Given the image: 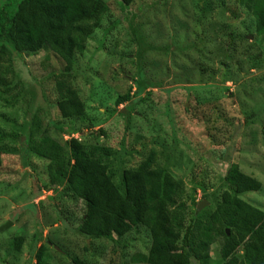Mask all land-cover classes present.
Listing matches in <instances>:
<instances>
[{"label": "rangeland", "instance_id": "374dc122", "mask_svg": "<svg viewBox=\"0 0 264 264\" xmlns=\"http://www.w3.org/2000/svg\"><path fill=\"white\" fill-rule=\"evenodd\" d=\"M4 1L0 0V5ZM119 1L100 0L108 10L85 43L83 53L77 52L74 57L71 84L87 119L66 123L58 114L51 75L58 74L63 63L56 56L40 52L14 58L21 90L11 99L13 107L7 109L0 104V114L9 120L5 124L0 119V228L10 223L0 233V264H35V251L43 244L49 246V264H71L74 256L84 264H137L133 257L146 255L151 245L148 230L143 227L122 239L86 240L78 234L82 204L74 202L71 195H63L62 190H46V163L29 154L24 143L34 114L44 125H70L75 132L63 137L62 142L69 137L90 141L91 129L106 131L108 137L100 138V143L130 153L127 158L119 154L123 158L120 164L116 157L114 164L121 167L114 170H121L125 163L126 167L135 166L150 150L169 156V174L188 193L197 183L209 188L208 193L226 188L221 184L223 177L235 163L242 173L262 185L260 192L240 198L264 211V56L252 68L249 60L230 59L224 51L234 40L241 51H249V43L256 38L248 8L252 0L244 7L236 0H132L129 6L125 4L126 10L120 8ZM201 41L205 44L200 45ZM198 42L199 52L194 45ZM192 44L196 50H184L185 46L191 49ZM174 45L185 48L173 58L162 57L152 48L174 50ZM201 61L205 63L198 77L196 64ZM140 68L155 88L145 89L136 105L127 102L115 108L118 96L130 89V95L136 91L134 81ZM188 80L193 84H187ZM142 98L146 100L141 104ZM208 105L223 107L222 119L242 125L240 137H234L233 127L223 121L209 129L211 124H205V116L211 115ZM252 110L253 122L245 123L242 115ZM128 124L129 136L124 132ZM49 129L54 135L55 131ZM136 150L141 156L134 154ZM158 161L164 164L161 157ZM208 197L197 190L195 209L202 202L207 204L201 210L210 207ZM20 235L24 242L21 251L15 252L13 240ZM37 237L41 241L35 243ZM85 246L88 252L83 251ZM218 252V245H213V261L218 260Z\"/></svg>", "mask_w": 264, "mask_h": 264}, {"label": "trees", "instance_id": "16d2710c", "mask_svg": "<svg viewBox=\"0 0 264 264\" xmlns=\"http://www.w3.org/2000/svg\"><path fill=\"white\" fill-rule=\"evenodd\" d=\"M131 1H119L120 8L126 10ZM247 1L236 0L242 7ZM248 8L256 35L249 43V51H241L236 40L224 51L228 58H241L240 62L249 60L251 67L256 68L264 56V47L261 46L264 40V0H252ZM107 10L100 0H5L0 5V104L7 109L13 107L11 99L21 90L13 68L14 58L47 52L63 63L62 70L51 75L61 120L73 123L87 119L78 93L71 84L74 57L77 52L83 53L85 43L97 30ZM201 12L204 18L205 10ZM238 38L246 43L241 36ZM200 43L205 44L204 41ZM194 45L199 52V42ZM194 45L191 49L187 46L183 49L196 50ZM152 48L154 52H161L162 57L173 58L175 54L183 53L178 45H174V50L160 46ZM203 62L196 64L198 77ZM143 63L141 60V65ZM142 68L136 72V91L130 95V89L125 95L118 96L115 108L127 102L136 105L145 89L155 88L153 80ZM226 76H230L229 73ZM187 84L193 83L188 80ZM145 100L142 98L139 102L142 104ZM217 106L206 107L211 108V115L205 116L206 126L211 124L209 129H215L217 123L223 121L233 127L234 137H240L242 125H232L231 121L222 119L225 110ZM254 111L242 115L246 117L245 123L253 122ZM0 119L8 124L4 115L0 114ZM130 121L128 117L127 122ZM91 124L88 125L90 129ZM128 127L129 124L124 130L127 134ZM49 128L55 131L54 135ZM28 130L24 143L29 154L46 163V190L52 193L62 190L63 195H71L74 202L82 204L84 212L76 231L84 239H122L143 227L148 230L151 245L146 255L133 257L137 264H264V211L240 198L260 192L262 185L258 179L242 173L237 164H230L225 172L221 184L226 188L208 193L209 188L197 183L188 193L185 186L169 174L170 157L155 150L147 152L133 167H126L125 163L121 170H114V167H121L114 161L117 158L119 164V160L123 161L119 154L127 158L130 153L100 143V138L108 137L103 129H91L88 132L90 141L69 137L62 142L63 137L75 132L70 125L53 122L44 125L34 114ZM78 134L82 136L84 133L78 131ZM1 142L0 136V166ZM141 151L136 150L134 154L140 155ZM160 157L164 164L158 161ZM197 190L203 195L208 194L210 207L200 211L195 209ZM188 203H191L190 207ZM39 241L41 238L37 237L35 243ZM23 242L22 235L13 240L15 252L21 251ZM213 245L219 247L216 261L211 259ZM48 250L49 246L45 244L36 249L35 264H49L52 258ZM88 250L87 246L83 249L84 252ZM64 256L68 258L67 254ZM70 261L71 264H84L77 256Z\"/></svg>", "mask_w": 264, "mask_h": 264}, {"label": "water", "instance_id": "95a60500", "mask_svg": "<svg viewBox=\"0 0 264 264\" xmlns=\"http://www.w3.org/2000/svg\"><path fill=\"white\" fill-rule=\"evenodd\" d=\"M207 204V202H203L201 203L198 207H197V211L201 210L203 208V206H205ZM10 226V223H7L6 225H4L3 227L0 228V233L4 232L8 227Z\"/></svg>", "mask_w": 264, "mask_h": 264}, {"label": "clouds", "instance_id": "9594fccd", "mask_svg": "<svg viewBox=\"0 0 264 264\" xmlns=\"http://www.w3.org/2000/svg\"><path fill=\"white\" fill-rule=\"evenodd\" d=\"M203 203V202H202Z\"/></svg>", "mask_w": 264, "mask_h": 264}]
</instances>
